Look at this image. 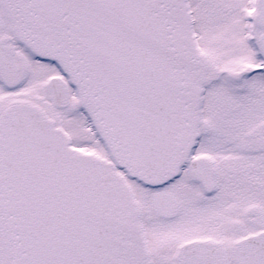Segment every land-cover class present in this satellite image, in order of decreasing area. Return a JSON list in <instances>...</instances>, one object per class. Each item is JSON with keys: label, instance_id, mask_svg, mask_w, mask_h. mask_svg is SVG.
Masks as SVG:
<instances>
[{"label": "snow or ice", "instance_id": "obj_1", "mask_svg": "<svg viewBox=\"0 0 264 264\" xmlns=\"http://www.w3.org/2000/svg\"><path fill=\"white\" fill-rule=\"evenodd\" d=\"M0 264H264V0H0Z\"/></svg>", "mask_w": 264, "mask_h": 264}]
</instances>
